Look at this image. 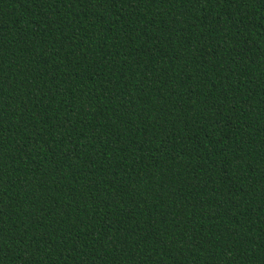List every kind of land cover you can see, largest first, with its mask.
<instances>
[{
  "label": "trees",
  "instance_id": "trees-1",
  "mask_svg": "<svg viewBox=\"0 0 264 264\" xmlns=\"http://www.w3.org/2000/svg\"><path fill=\"white\" fill-rule=\"evenodd\" d=\"M0 264H264V0H0Z\"/></svg>",
  "mask_w": 264,
  "mask_h": 264
}]
</instances>
